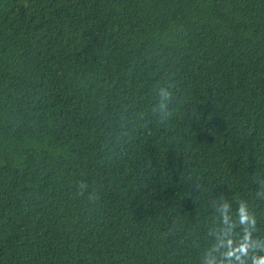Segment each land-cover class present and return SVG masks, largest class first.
I'll list each match as a JSON object with an SVG mask.
<instances>
[{
  "label": "trees",
  "instance_id": "16d2710c",
  "mask_svg": "<svg viewBox=\"0 0 264 264\" xmlns=\"http://www.w3.org/2000/svg\"><path fill=\"white\" fill-rule=\"evenodd\" d=\"M240 205L264 242V0H0V264H224Z\"/></svg>",
  "mask_w": 264,
  "mask_h": 264
},
{
  "label": "clouds",
  "instance_id": "9594fccd",
  "mask_svg": "<svg viewBox=\"0 0 264 264\" xmlns=\"http://www.w3.org/2000/svg\"><path fill=\"white\" fill-rule=\"evenodd\" d=\"M168 94L165 93V96ZM88 185L82 182L77 184V192L82 191ZM88 201L93 204L99 200L95 192L88 193ZM228 206L224 208V222L228 223L227 219ZM238 223L242 227V237L239 241H234L228 238L226 233L225 238L221 239L216 246V251L224 258V264H264V242L253 239V233L256 228V217L251 215L248 209L240 205L238 207ZM209 264H216V260L212 259Z\"/></svg>",
  "mask_w": 264,
  "mask_h": 264
}]
</instances>
